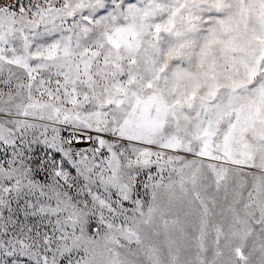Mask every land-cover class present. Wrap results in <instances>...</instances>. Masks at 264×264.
<instances>
[{"label": "snow or ice", "instance_id": "6c2138e0", "mask_svg": "<svg viewBox=\"0 0 264 264\" xmlns=\"http://www.w3.org/2000/svg\"><path fill=\"white\" fill-rule=\"evenodd\" d=\"M0 264H264V0H0Z\"/></svg>", "mask_w": 264, "mask_h": 264}]
</instances>
